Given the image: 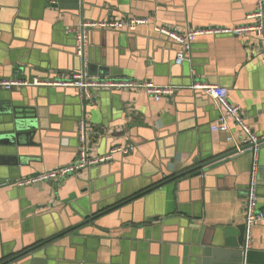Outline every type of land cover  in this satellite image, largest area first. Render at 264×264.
<instances>
[{
	"label": "crops",
	"instance_id": "1",
	"mask_svg": "<svg viewBox=\"0 0 264 264\" xmlns=\"http://www.w3.org/2000/svg\"><path fill=\"white\" fill-rule=\"evenodd\" d=\"M69 1L0 0V80H48L84 71L90 79L179 89L158 100L141 90L102 91L84 100L73 88L0 89V181L73 163L80 121L88 129L90 156L105 155L117 145L133 149L59 181L0 187V264L100 208L202 165V176L168 179L96 220L99 226L60 234L13 264H238L234 251L243 239L251 157L231 155L225 135L211 131L218 116L215 104L189 87L225 88L251 130L264 135L263 40L198 34L191 62L176 65L179 46L151 25L131 33L93 29L82 63L74 54L71 31L82 22L126 16L148 18L177 32L230 29L247 24L256 0H81L80 10ZM15 120L23 129L16 140L3 142L16 133ZM231 134L239 138L234 125ZM258 169L257 206L264 210L262 147ZM249 250L251 264H261L264 222L253 227Z\"/></svg>",
	"mask_w": 264,
	"mask_h": 264
},
{
	"label": "built area",
	"instance_id": "2",
	"mask_svg": "<svg viewBox=\"0 0 264 264\" xmlns=\"http://www.w3.org/2000/svg\"><path fill=\"white\" fill-rule=\"evenodd\" d=\"M247 24L234 28H211V29H185L183 32H177L167 26L151 23L148 18H136L126 16L120 19H108L96 22H82L77 29L71 31L74 39V54L82 63L85 62V51L89 43V34L93 29H112L123 30L131 33L140 25H151L153 31L167 39L175 42L179 49L175 54V64L182 65L190 63V54L194 37L198 34L207 33L213 35H225L243 38L253 35L261 38L264 42V0H256V6L252 13L246 16ZM25 87H55V88H73L84 100H92L94 93L111 90H141L158 100L162 97L171 98L179 87L166 85L157 86L150 82H117L107 79H90L84 71L72 73L64 78H55L40 80L33 78L31 81L21 80H0V89L10 91L14 88ZM190 89L195 90L210 98L218 110V116L215 123L211 126L212 132H218L225 135L228 144H231L236 153H242L244 148L251 157V166L249 171V181L246 190V199L244 205V242L241 247L243 253V264L245 263V252L250 249L252 240V229L258 223L264 222V210L257 206L258 189V160L259 145L264 135H256L242 117V110L239 106L231 105L227 99V90L217 85L205 83H193ZM231 125H234L240 135L239 138L231 134ZM88 129L84 121H80L76 134L77 155L73 163L53 171L29 178L18 179L16 181H0V187L14 186L17 188L33 186L39 183L49 181H59L68 176L110 161L115 152L128 154L132 152L130 147H114L107 154L92 157L89 153L87 141Z\"/></svg>",
	"mask_w": 264,
	"mask_h": 264
},
{
	"label": "water",
	"instance_id": "3",
	"mask_svg": "<svg viewBox=\"0 0 264 264\" xmlns=\"http://www.w3.org/2000/svg\"><path fill=\"white\" fill-rule=\"evenodd\" d=\"M69 2L72 3L75 6L74 8H78V10H80V8H81V6H80L81 0H70ZM90 68H91V65L86 64V69H87V73L88 74H89ZM22 126L23 125H22V123L20 121H16L15 120L12 123V130H14L16 133H14V135L13 134L10 135L9 138L7 137L6 139H2L3 142L10 143V142L13 141L12 139L16 140L17 137L19 136V133H17V132H19V130L23 129ZM115 137L116 136H112V139L114 140ZM120 146L121 145H117V147H120ZM261 147L264 148V136H263V138L260 141L259 150H260ZM245 150H247V148H244L242 153H236L235 150L232 147L231 155L232 156H234V155L235 156L244 155V154L247 153ZM195 163H198V161L196 160ZM204 166H206V165L198 166L196 169H192L190 171H186V169H184L183 171H179V173L177 175H175L174 177H172V178H168V177L172 176V175H170V176L166 177L165 179L158 180L156 183L152 184L151 186H149V187H147L145 189H141L137 193H134L131 197H128V198L122 200L120 203L113 204L111 206H107V207H104L102 209L100 208V209L96 210L95 212L91 213L90 216L88 215V216L84 217V220L82 222H80L77 225L67 229L63 233L67 234L69 232H73L75 230L83 228L84 226H87L88 224L93 225V226H99V225H96V223H95L96 220H98V219H100L102 217H105L109 213L119 209L122 205H126L128 203H131V202H133V201H135V200H137V199H139L141 197H144L147 194H150L151 192H154L155 190H157L158 188H160L162 186L163 182L166 183L168 181V179H178L179 181H182V180H187L190 177L202 176V174H203L202 169L204 168ZM258 172H259V169H258ZM135 210H136V208L133 206L131 208V216L134 215ZM63 233H59L56 236H54V237H52L50 239H47V240L35 241L34 243L23 247L18 254L11 256L9 259L5 260L1 264H13V263H15V262H17L19 260L27 259V258H29L32 255V253L35 250H37L39 248H42L46 243L51 242L52 240H54L60 234H63ZM243 242H244V226H243V239H242L241 247L243 245ZM241 247H240V249L239 248L237 249L238 251H234V257L237 258L238 264H242V260H243V253H242ZM252 257H254L253 251L252 250L246 251L245 255H244L245 263L246 264H251V262L253 261ZM260 263L264 264V253H261V255H260ZM205 264H209V263L206 262Z\"/></svg>",
	"mask_w": 264,
	"mask_h": 264
},
{
	"label": "trees",
	"instance_id": "4",
	"mask_svg": "<svg viewBox=\"0 0 264 264\" xmlns=\"http://www.w3.org/2000/svg\"><path fill=\"white\" fill-rule=\"evenodd\" d=\"M176 174H174V175H172V176H170V177H168V178H172V177H174Z\"/></svg>",
	"mask_w": 264,
	"mask_h": 264
}]
</instances>
